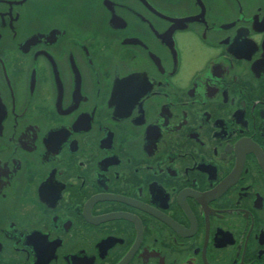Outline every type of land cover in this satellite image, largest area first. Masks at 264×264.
<instances>
[{
  "label": "flooded vegetation",
  "instance_id": "obj_1",
  "mask_svg": "<svg viewBox=\"0 0 264 264\" xmlns=\"http://www.w3.org/2000/svg\"><path fill=\"white\" fill-rule=\"evenodd\" d=\"M0 264H264V0H0Z\"/></svg>",
  "mask_w": 264,
  "mask_h": 264
}]
</instances>
